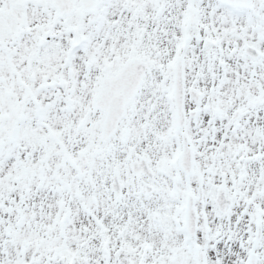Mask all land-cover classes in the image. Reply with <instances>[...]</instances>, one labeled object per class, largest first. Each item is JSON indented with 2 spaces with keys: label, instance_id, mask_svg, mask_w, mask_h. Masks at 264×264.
<instances>
[{
  "label": "snow or ice",
  "instance_id": "obj_1",
  "mask_svg": "<svg viewBox=\"0 0 264 264\" xmlns=\"http://www.w3.org/2000/svg\"><path fill=\"white\" fill-rule=\"evenodd\" d=\"M0 264H264V0H0Z\"/></svg>",
  "mask_w": 264,
  "mask_h": 264
}]
</instances>
